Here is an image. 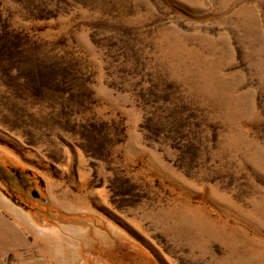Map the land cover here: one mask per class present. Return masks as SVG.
Returning <instances> with one entry per match:
<instances>
[{"label":"rangeland","instance_id":"1","mask_svg":"<svg viewBox=\"0 0 264 264\" xmlns=\"http://www.w3.org/2000/svg\"><path fill=\"white\" fill-rule=\"evenodd\" d=\"M0 264H264V0H0Z\"/></svg>","mask_w":264,"mask_h":264},{"label":"bare ground","instance_id":"2","mask_svg":"<svg viewBox=\"0 0 264 264\" xmlns=\"http://www.w3.org/2000/svg\"><path fill=\"white\" fill-rule=\"evenodd\" d=\"M6 230L8 231L9 229H8V227H6ZM11 234V233H10ZM6 235V234H5ZM12 235V234H11ZM14 236V235H13ZM4 237V236H3ZM10 238H12L10 235L8 236V238L6 239L8 242H9V240L8 239H10Z\"/></svg>","mask_w":264,"mask_h":264},{"label":"trees","instance_id":"3","mask_svg":"<svg viewBox=\"0 0 264 264\" xmlns=\"http://www.w3.org/2000/svg\"><path fill=\"white\" fill-rule=\"evenodd\" d=\"M19 178V177H18Z\"/></svg>","mask_w":264,"mask_h":264}]
</instances>
